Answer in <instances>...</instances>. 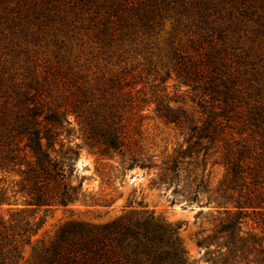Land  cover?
Masks as SVG:
<instances>
[{
	"label": "trees",
	"instance_id": "16d2710c",
	"mask_svg": "<svg viewBox=\"0 0 264 264\" xmlns=\"http://www.w3.org/2000/svg\"><path fill=\"white\" fill-rule=\"evenodd\" d=\"M168 13L167 68L148 89L135 66L103 70L93 48L77 54L86 32L103 51L118 36L151 42ZM171 75L191 92L197 122L166 102L179 99L160 85ZM150 103L183 135L159 163L143 129ZM74 137L118 156L121 169L157 170L152 187L221 215L196 242L209 264H264V0H0V207L10 211L0 218V264H190L180 225L147 210L70 221L49 244L31 245L42 222L33 212L81 194ZM211 155L210 167L225 169L215 186Z\"/></svg>",
	"mask_w": 264,
	"mask_h": 264
},
{
	"label": "rangeland",
	"instance_id": "374dc122",
	"mask_svg": "<svg viewBox=\"0 0 264 264\" xmlns=\"http://www.w3.org/2000/svg\"><path fill=\"white\" fill-rule=\"evenodd\" d=\"M173 21L174 15L168 13L163 30L155 34L150 39L151 42L147 43L141 35L133 40L126 36H118L106 46V51L97 44L93 46V42L88 39L89 32H86L87 35L80 34L81 39L86 42L83 50L77 54L80 55L81 60L90 58L88 49L93 48L96 52L93 62L103 70L106 68L120 70L122 67L135 66L136 72H140L144 81H147L146 89H148L150 84L160 83L159 75H163L166 71L165 38ZM178 32L184 39L187 31L179 26ZM160 85L165 87V93L169 97H179L177 100L166 99V102L180 113L187 124L199 120V109L196 102L191 100V92L187 86L180 84L173 75ZM153 108L154 103H150L148 109L144 111L146 117L143 120V129L152 146V153L158 155L159 163L165 153L172 152L183 143V135L173 124H164L156 118ZM73 139L78 143V157L74 162L72 180L74 184L81 182V194L77 201L67 206L57 205L33 212L36 220L41 219L42 222L31 237V245L49 244L70 221L104 224L114 221L129 210H147L167 222L180 225L178 237L187 252L190 264H209L204 259V249L198 247L196 242L208 233L212 220L219 219L221 215L215 213L211 207L187 203L179 195L171 192L172 187L168 189L152 187L150 179L157 170L139 167L121 169L118 156L114 155L111 159L102 158L81 138ZM215 157L216 155H211L208 158L212 186L218 183L225 171L222 165L214 164L210 167ZM173 198H177L178 201L171 203ZM200 210H202L201 214L198 213ZM9 213L6 206L0 207V218L7 219ZM251 218L252 214L244 220ZM250 224L249 222L247 226L249 227ZM22 256L23 261L31 259L30 245L24 247Z\"/></svg>",
	"mask_w": 264,
	"mask_h": 264
}]
</instances>
